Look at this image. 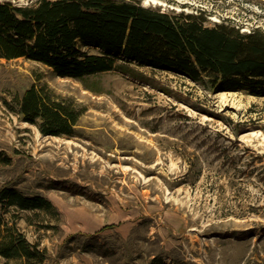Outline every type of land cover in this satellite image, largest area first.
I'll return each instance as SVG.
<instances>
[{
    "label": "rangeland",
    "instance_id": "obj_1",
    "mask_svg": "<svg viewBox=\"0 0 264 264\" xmlns=\"http://www.w3.org/2000/svg\"><path fill=\"white\" fill-rule=\"evenodd\" d=\"M139 1L264 30V0ZM32 85L82 110L75 135L23 119L17 100ZM0 155V190L44 195L59 212L18 221L46 264H264V96L134 63L78 79L1 59Z\"/></svg>",
    "mask_w": 264,
    "mask_h": 264
},
{
    "label": "trees",
    "instance_id": "obj_2",
    "mask_svg": "<svg viewBox=\"0 0 264 264\" xmlns=\"http://www.w3.org/2000/svg\"><path fill=\"white\" fill-rule=\"evenodd\" d=\"M206 22L202 12H170L139 0H0V60L26 57L78 79L134 63L183 74L215 92L264 96V30ZM17 112L54 136L75 135L82 114L36 85L17 100ZM41 211L59 213L44 195L0 190V264H46L47 249L18 224L23 212Z\"/></svg>",
    "mask_w": 264,
    "mask_h": 264
}]
</instances>
